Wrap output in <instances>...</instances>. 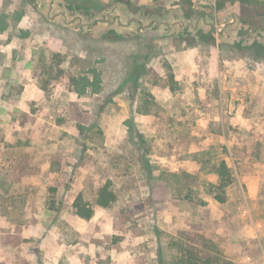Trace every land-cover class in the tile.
I'll use <instances>...</instances> for the list:
<instances>
[{
	"label": "rangeland",
	"instance_id": "1",
	"mask_svg": "<svg viewBox=\"0 0 264 264\" xmlns=\"http://www.w3.org/2000/svg\"><path fill=\"white\" fill-rule=\"evenodd\" d=\"M99 1L86 17L0 0V264H171L204 239L219 264H264V19L243 24L238 0ZM201 152L232 171L224 204ZM107 181L113 205L75 215Z\"/></svg>",
	"mask_w": 264,
	"mask_h": 264
},
{
	"label": "trees",
	"instance_id": "2",
	"mask_svg": "<svg viewBox=\"0 0 264 264\" xmlns=\"http://www.w3.org/2000/svg\"><path fill=\"white\" fill-rule=\"evenodd\" d=\"M67 7L71 10L82 11L86 17L93 16L96 13L102 12L104 6L100 3L99 0H61ZM232 1V0H230ZM188 4L189 0L186 1ZM238 3L242 6H245L250 9L251 16L249 19L241 17L239 20L250 27L257 25V22L264 19V0H238ZM223 3L221 1L217 4V9H221ZM187 30L180 32V34H185ZM114 36L118 35L115 31H111ZM257 46V42L254 43V46ZM260 46V45H258ZM263 47V46H262ZM138 56H136L132 63V87H138V80L145 74V66L142 63L137 61ZM167 81L168 86L173 89L176 82L174 81L173 75L167 71ZM74 84V89L79 94L86 92V87L93 84V81H90L87 78H80V83L77 80L72 79ZM76 85V86H75ZM133 133H135L133 131ZM137 146L139 149H143L145 140L141 134H136ZM142 145V146H141ZM144 154L147 153V149L143 151ZM195 156H199L200 159H197L202 166V170L205 167H210L208 172L213 174V181H203L202 189L204 193L209 196L218 204H224L226 202V190L234 183V176L232 171L227 166L226 162L223 159L216 160L212 162L210 152H201ZM142 162L148 166L147 160H144L142 157ZM197 158V157H196ZM204 167V168H203ZM167 176L165 182H168V178L176 177L175 173H165ZM116 201V193L112 189L110 182L107 181L101 185L96 192V196L93 200V203L86 201L82 194L79 193L72 203V208L75 215L84 220H89L94 213V206L107 209L113 205ZM48 208L50 210L54 209V201L50 199ZM200 204H205V202L199 201ZM177 251L174 255L171 264H219V251L217 247L211 242L204 239L203 246L201 248L195 245H185L174 243Z\"/></svg>",
	"mask_w": 264,
	"mask_h": 264
}]
</instances>
